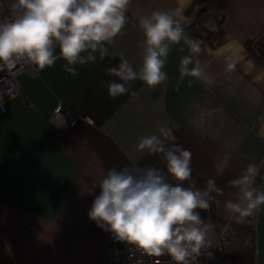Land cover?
<instances>
[{"label": "crops", "instance_id": "1", "mask_svg": "<svg viewBox=\"0 0 264 264\" xmlns=\"http://www.w3.org/2000/svg\"><path fill=\"white\" fill-rule=\"evenodd\" d=\"M10 2L0 0L7 9ZM193 3L130 0L125 27L103 60L77 65L76 76L64 71L63 59L38 74L28 66L18 75L19 93L0 109V264L107 262V232L87 215L98 185L108 169L125 164L166 172L161 154L138 149L141 137L158 134L162 126L191 153L197 187H202L197 179L212 178L222 189L209 210H200L207 242L219 223L230 221L226 264H264V211L236 219L224 207L236 199L229 182L249 162L264 165V47L259 54L245 49L246 42L264 36V0H216L223 15L219 39L197 37L192 30L201 42L198 59L208 81L180 80V60L190 54L181 42L168 56L166 81L150 88L138 79L128 93L108 94L107 82L115 78L107 68L117 66L121 56L137 70L142 64L138 17L170 11L183 16L185 30L196 21ZM201 24L217 27L212 17ZM229 62L235 64L231 70ZM58 102L78 116L74 125H66L65 116L52 118Z\"/></svg>", "mask_w": 264, "mask_h": 264}, {"label": "clouds", "instance_id": "2", "mask_svg": "<svg viewBox=\"0 0 264 264\" xmlns=\"http://www.w3.org/2000/svg\"><path fill=\"white\" fill-rule=\"evenodd\" d=\"M129 2L11 0L8 14H0V65L23 60L38 74L63 59L64 71L76 76L77 65L95 63L98 57L103 60L108 56V45L125 27ZM183 19L164 10L138 17L144 37L142 64L137 70L121 56L117 66L107 68L106 74L115 78L107 82L109 96L128 93L130 84L138 79L150 88L166 81L168 56L172 46L181 42L190 54L180 60V80H209L206 66L198 59L201 42L186 35ZM234 67V62L227 64L229 70ZM175 140L166 126L160 127L158 134L141 137L138 149L161 154L166 172L157 166L134 163L108 169L87 215L118 241L131 243L153 256L168 255L174 264H193L207 245V228L200 210H209L222 189L212 178L197 187L191 153ZM262 166L249 162L229 182L236 190V199L227 200L224 207L234 218L244 219L264 211ZM169 176L176 183L170 182ZM185 181L190 183L185 186Z\"/></svg>", "mask_w": 264, "mask_h": 264}, {"label": "built area", "instance_id": "3", "mask_svg": "<svg viewBox=\"0 0 264 264\" xmlns=\"http://www.w3.org/2000/svg\"><path fill=\"white\" fill-rule=\"evenodd\" d=\"M7 10V8L2 7L0 4V14L7 15ZM193 26L185 29L186 35L190 38H192ZM28 66L32 67L36 72V69L32 65L23 60L8 65H0L1 110L5 109V100L7 98L19 93L20 87L17 77ZM61 116H65L66 125L68 126L74 125L78 118L76 114L58 102L53 108L52 118L57 120ZM84 119L91 122V119L87 116H84ZM233 231V224L230 221L219 223L215 229L213 239L207 242L206 247L201 250L200 256L193 264H226L225 243ZM104 241L108 245L109 260L102 264H174L170 256L162 255L157 257L150 255L131 243L116 240L110 232H107Z\"/></svg>", "mask_w": 264, "mask_h": 264}, {"label": "trees", "instance_id": "4", "mask_svg": "<svg viewBox=\"0 0 264 264\" xmlns=\"http://www.w3.org/2000/svg\"><path fill=\"white\" fill-rule=\"evenodd\" d=\"M196 5L198 6V9L196 10V21L193 23L194 34L197 37H203L208 40L219 39L222 32L219 25L223 15L221 14V10L217 5L216 0H194L191 10H193ZM209 17H212L216 22L217 27L215 30H208L201 24ZM263 47L264 36H259L245 43V49L249 53L259 54ZM197 181L203 187L206 180L197 179Z\"/></svg>", "mask_w": 264, "mask_h": 264}]
</instances>
